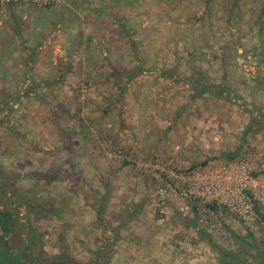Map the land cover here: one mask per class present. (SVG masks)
<instances>
[{"label":"rangeland","instance_id":"rangeland-1","mask_svg":"<svg viewBox=\"0 0 264 264\" xmlns=\"http://www.w3.org/2000/svg\"><path fill=\"white\" fill-rule=\"evenodd\" d=\"M257 115L264 0H0V171L37 204L9 254L264 264Z\"/></svg>","mask_w":264,"mask_h":264},{"label":"trees","instance_id":"trees-1","mask_svg":"<svg viewBox=\"0 0 264 264\" xmlns=\"http://www.w3.org/2000/svg\"><path fill=\"white\" fill-rule=\"evenodd\" d=\"M130 47H135V43L132 40H130ZM202 80H193L196 91L198 90L200 92L198 96H204L207 93H212L220 97L228 95V91L225 88L214 87ZM253 118V124L264 126L263 117L259 118V115H257ZM10 176V173L0 171V205H2L0 206V232L2 233L0 236V264H20V261H17V257L9 254V240L19 231V211L25 210L28 212L37 206L36 201L31 196H22L19 194V191L17 192L14 180ZM208 207L212 210H217L216 206L208 205ZM104 254L108 255L109 253ZM106 259H104V263L102 264H107Z\"/></svg>","mask_w":264,"mask_h":264},{"label":"water","instance_id":"water-1","mask_svg":"<svg viewBox=\"0 0 264 264\" xmlns=\"http://www.w3.org/2000/svg\"><path fill=\"white\" fill-rule=\"evenodd\" d=\"M30 227V224H29ZM32 230L29 229V232H31ZM45 264H83L80 262H75V261H55V262H49V263H45Z\"/></svg>","mask_w":264,"mask_h":264},{"label":"flooded vegetation","instance_id":"flooded-vegetation-1","mask_svg":"<svg viewBox=\"0 0 264 264\" xmlns=\"http://www.w3.org/2000/svg\"><path fill=\"white\" fill-rule=\"evenodd\" d=\"M28 225H29V222L27 223V227H28ZM1 234H2V233L0 232V236H1Z\"/></svg>","mask_w":264,"mask_h":264}]
</instances>
